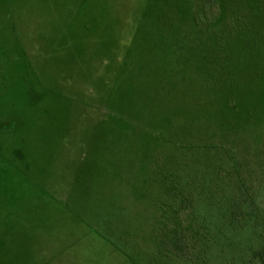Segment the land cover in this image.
Instances as JSON below:
<instances>
[{
  "label": "rangeland",
  "instance_id": "374dc122",
  "mask_svg": "<svg viewBox=\"0 0 264 264\" xmlns=\"http://www.w3.org/2000/svg\"><path fill=\"white\" fill-rule=\"evenodd\" d=\"M198 6L0 0V264H172L175 206L196 225L219 199L243 222L244 190L218 171L237 156L244 181L262 179L264 140L220 137L259 112L264 49L201 33ZM223 234L213 264L246 248Z\"/></svg>",
  "mask_w": 264,
  "mask_h": 264
},
{
  "label": "trees",
  "instance_id": "16d2710c",
  "mask_svg": "<svg viewBox=\"0 0 264 264\" xmlns=\"http://www.w3.org/2000/svg\"><path fill=\"white\" fill-rule=\"evenodd\" d=\"M198 4L197 15L193 22L198 31L202 33L212 27L217 31L215 36L217 42H243L249 45H259L264 49V0H198ZM214 57L212 80H218L224 75L225 68L223 62L219 60L221 59L219 51H215ZM262 74L261 84L264 86V71ZM260 101L258 113L254 110H247L244 121L235 120L237 126L233 128L234 131L231 135L220 138L226 142L230 139L237 141L243 135L255 134L257 139L264 140L262 139L264 134V94H262ZM233 107L236 109L237 106L233 105ZM223 140L220 144L221 149L231 154L233 149L227 146V143L224 145ZM211 146L218 150L213 143ZM236 157L230 156V159L227 160L229 169L225 167L218 173L233 181L232 186H230L232 190H244V196L242 195L244 199H240L242 201L240 209H247L248 213L243 222L238 223L236 218L230 217L228 211L223 213L224 209L220 205L219 199L213 201V206L211 204L208 206L205 203L206 208L204 207L205 210L199 211L201 220L196 225L194 220H191L192 224L190 223L191 215L187 213L183 215L180 208L175 206L176 208L171 210L172 223L168 228L171 240L164 244L160 250L162 258H166L163 259L172 264H213V253L215 248L221 245V234L224 233L223 235L228 238L233 233H237L238 236H244L246 233L247 242L244 252L239 256L240 258L227 264H264V176L258 181H244L242 174L236 171L238 165V158ZM190 186V183H186L183 187L185 190H189ZM200 199L204 201L202 196ZM202 201L200 205L203 206ZM182 221L185 223L181 224ZM217 224H224V232L223 228L221 231H214ZM169 245L171 248H168ZM197 245L203 246L197 248ZM235 245L237 244L227 243L229 248ZM196 248L199 253L196 263L190 262L191 257L188 254L186 257L184 254L188 249H193L197 256ZM203 259L204 262H202ZM164 262L162 264H167L166 261Z\"/></svg>",
  "mask_w": 264,
  "mask_h": 264
}]
</instances>
